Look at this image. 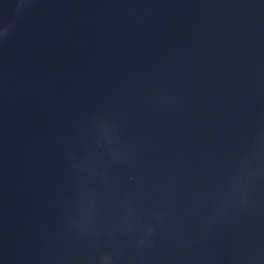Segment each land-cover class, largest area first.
<instances>
[{
  "label": "water",
  "instance_id": "water-1",
  "mask_svg": "<svg viewBox=\"0 0 264 264\" xmlns=\"http://www.w3.org/2000/svg\"><path fill=\"white\" fill-rule=\"evenodd\" d=\"M0 264H264V0H0Z\"/></svg>",
  "mask_w": 264,
  "mask_h": 264
}]
</instances>
